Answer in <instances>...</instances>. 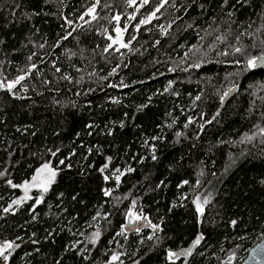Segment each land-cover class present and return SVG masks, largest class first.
Instances as JSON below:
<instances>
[{
  "label": "trees",
  "instance_id": "obj_1",
  "mask_svg": "<svg viewBox=\"0 0 264 264\" xmlns=\"http://www.w3.org/2000/svg\"><path fill=\"white\" fill-rule=\"evenodd\" d=\"M260 58L264 0H0V264H241L264 238Z\"/></svg>",
  "mask_w": 264,
  "mask_h": 264
},
{
  "label": "rangeland",
  "instance_id": "obj_2",
  "mask_svg": "<svg viewBox=\"0 0 264 264\" xmlns=\"http://www.w3.org/2000/svg\"><path fill=\"white\" fill-rule=\"evenodd\" d=\"M149 1L150 0H141V3L143 5V4L148 3ZM90 10H94V11H90ZM90 10L88 11V14L93 15L94 12H95V8L92 7ZM153 16H154V14L148 20H150ZM115 31H116V34H115V36L112 39V43L118 44L119 46H122L123 43H124V32L125 31H123L120 28H116ZM49 168L51 169L50 166H49ZM41 169H44V167H42ZM41 169H39L36 172V174L33 176V178L30 181H27V182H25L23 184V186H22L23 191H24L23 192V198H25V199L29 198L32 195V192L35 191V190H38V191L43 192V193L46 192V191L43 190V187L41 186V183H42V181L47 180V178L49 177L50 173L48 172V170H45V171L41 172ZM51 170H53V169H51ZM53 180H52V182H53ZM51 183L47 184V190L49 189ZM25 185H28L27 191H25V187H24ZM5 246H6L5 244L1 246V250L3 251V254L7 250V248Z\"/></svg>",
  "mask_w": 264,
  "mask_h": 264
},
{
  "label": "water",
  "instance_id": "obj_3",
  "mask_svg": "<svg viewBox=\"0 0 264 264\" xmlns=\"http://www.w3.org/2000/svg\"><path fill=\"white\" fill-rule=\"evenodd\" d=\"M259 63H264V58H260L256 60L255 68L259 66ZM0 89H1V85H0ZM237 90L238 87L237 86L234 87V89L231 90L230 93H228L227 97L223 99L222 101L223 104L226 102V100L231 98V96L234 95V93H236ZM220 111L221 108L216 113V116L220 113ZM257 253H259V255H257ZM254 256L256 257V259H253ZM241 264H264V238L255 244V246L250 250L248 256Z\"/></svg>",
  "mask_w": 264,
  "mask_h": 264
},
{
  "label": "snow or ice",
  "instance_id": "obj_4",
  "mask_svg": "<svg viewBox=\"0 0 264 264\" xmlns=\"http://www.w3.org/2000/svg\"><path fill=\"white\" fill-rule=\"evenodd\" d=\"M90 11H94V10H90ZM116 19H119V17H116ZM237 51H239V49H237ZM249 64H250L251 66H255V65H256V60H255V59L250 60V61H249ZM22 79H24V77H20V78H19L17 81H15L14 83H10V84H8L7 87H8L9 89L13 88V87L15 86V84H16V83H19V80H22ZM45 170H48V172L50 173V175H49V177L47 178V180L42 181L41 186L43 187V190H44V191H47V184L52 182V180L54 179V177H55V175H56V172H55L54 170H51V169L49 168L48 165H45V166H44V169H41V172H43V171H45ZM101 171H103V169H101ZM105 179H107V177H105ZM118 179H119V177H117V180H118ZM24 187H25V191H27L28 185H25ZM106 194H109V193H106ZM15 203L18 204V203H20V201H16ZM199 210H200L201 212L203 211L202 208H200ZM130 215H131V214H130ZM137 219H140V217H137ZM153 227L155 228L156 226L153 225ZM195 243H196V244H199V243H200V239L198 238V239L195 241ZM5 247H6V248H11V247H12V244H8V245H6ZM0 255H3V251H2V250H0ZM175 255H176V253H170V258H171L172 256H175ZM257 255H259V253H257ZM5 259H7V257H5ZM112 259H113V260H116V259H118V257L113 256ZM253 259H256V257L254 256Z\"/></svg>",
  "mask_w": 264,
  "mask_h": 264
}]
</instances>
